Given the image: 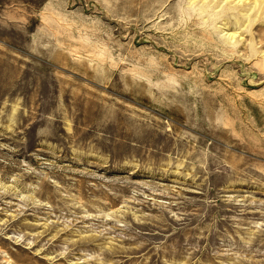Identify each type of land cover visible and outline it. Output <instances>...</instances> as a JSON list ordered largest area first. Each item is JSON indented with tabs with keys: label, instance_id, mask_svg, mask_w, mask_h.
<instances>
[{
	"label": "rangeland",
	"instance_id": "1",
	"mask_svg": "<svg viewBox=\"0 0 264 264\" xmlns=\"http://www.w3.org/2000/svg\"><path fill=\"white\" fill-rule=\"evenodd\" d=\"M0 264H264V0H0Z\"/></svg>",
	"mask_w": 264,
	"mask_h": 264
}]
</instances>
